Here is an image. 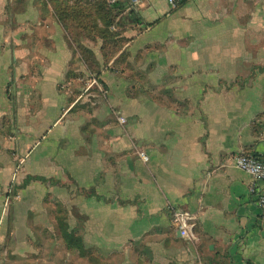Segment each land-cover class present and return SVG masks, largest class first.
Returning a JSON list of instances; mask_svg holds the SVG:
<instances>
[{"label": "crops", "instance_id": "0c3cea01", "mask_svg": "<svg viewBox=\"0 0 264 264\" xmlns=\"http://www.w3.org/2000/svg\"><path fill=\"white\" fill-rule=\"evenodd\" d=\"M14 1H0V148L23 180L0 243L23 258L62 203L87 251L128 264H264L251 177L232 164L264 162V0H144L138 22L119 3L114 53L78 36L93 64L50 5ZM174 209L192 214L193 241Z\"/></svg>", "mask_w": 264, "mask_h": 264}, {"label": "rangeland", "instance_id": "374dc122", "mask_svg": "<svg viewBox=\"0 0 264 264\" xmlns=\"http://www.w3.org/2000/svg\"><path fill=\"white\" fill-rule=\"evenodd\" d=\"M39 1L44 3V0ZM26 4L27 0H18V2L16 0V2H13V8H15V11L21 10ZM10 6V4L7 5L8 10L12 8ZM11 142L12 140H10ZM17 156H9L0 148V185L4 186V188L0 189V242L1 236L5 235L6 232L7 217L11 218L12 211L14 212L15 209L16 213L21 208L16 204L19 200L17 196L20 197V190L14 188L17 183L20 184L23 180L22 170L15 165L18 160L19 162L21 160V156ZM8 183L10 184L9 186H7ZM53 205L55 209L52 210V208L51 212L55 215V219H51L49 222L46 219H41L43 227L38 226L40 222L35 220L36 218L32 219L30 216V220L38 222V227H36V234H32V237L30 236V241H28L29 246L19 247L21 252L24 251L22 255L24 257H18V253L16 252L17 246L9 244L7 246V244L0 243V262L3 261V264H128L130 255L127 252L104 256L102 253H97L99 252L97 250L90 252L84 248V252L82 253L77 249H68L66 244L63 245L61 235L62 229L65 230L66 228L68 230L67 209L62 203H54ZM50 221L56 223V225L50 226ZM58 230L60 232H57Z\"/></svg>", "mask_w": 264, "mask_h": 264}, {"label": "trees", "instance_id": "16d2710c", "mask_svg": "<svg viewBox=\"0 0 264 264\" xmlns=\"http://www.w3.org/2000/svg\"><path fill=\"white\" fill-rule=\"evenodd\" d=\"M186 1L184 0L182 5ZM44 3L52 7L54 16L62 24L68 35L72 38V41L77 45L80 40L78 36L84 35L88 38H92L93 36L103 38L105 40V46L111 50L119 47L113 45L112 39L116 34L109 30L113 23L110 16L112 9L122 11V8L125 9L126 7L120 6L119 4L114 7L109 6L104 0H44ZM127 16L132 21H139L133 10H128ZM115 49L112 53H114ZM78 50L88 64L94 63L92 55L88 50L82 48L80 45H78ZM248 156L256 158L252 155ZM61 235L68 249H77L79 252H84L81 239L76 237L75 234H70L62 229ZM245 264L253 263L246 261Z\"/></svg>", "mask_w": 264, "mask_h": 264}, {"label": "built area", "instance_id": "2783aa9c", "mask_svg": "<svg viewBox=\"0 0 264 264\" xmlns=\"http://www.w3.org/2000/svg\"><path fill=\"white\" fill-rule=\"evenodd\" d=\"M109 6H115L119 3H125L128 10H136L139 8L144 0H104ZM170 10H175L182 5L184 0H166ZM120 123H124L123 118L119 119ZM142 161H147L148 158L145 154H139ZM233 166L248 174L251 177L249 191L254 196L256 204L260 209L261 215L264 218V191L262 190L261 183H264V162L258 158L248 155H237L233 158ZM193 216L188 211L171 210L170 221L174 228L179 232L181 238L186 241H193L194 236L191 233L193 230Z\"/></svg>", "mask_w": 264, "mask_h": 264}]
</instances>
